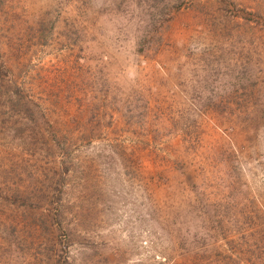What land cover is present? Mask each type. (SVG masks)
<instances>
[{"label":"rangeland","instance_id":"obj_1","mask_svg":"<svg viewBox=\"0 0 264 264\" xmlns=\"http://www.w3.org/2000/svg\"><path fill=\"white\" fill-rule=\"evenodd\" d=\"M176 1L0 0V264H264V0Z\"/></svg>","mask_w":264,"mask_h":264},{"label":"trees","instance_id":"obj_2","mask_svg":"<svg viewBox=\"0 0 264 264\" xmlns=\"http://www.w3.org/2000/svg\"><path fill=\"white\" fill-rule=\"evenodd\" d=\"M185 4L186 3L184 0H177L175 5L173 4L171 7H165L160 10L157 9L143 31L145 33L144 38L140 35L139 42L143 44V46L156 42L153 41V39L154 36L159 32L160 28H162L166 22H170L175 13L185 6ZM157 39L161 40L162 38L157 37Z\"/></svg>","mask_w":264,"mask_h":264}]
</instances>
